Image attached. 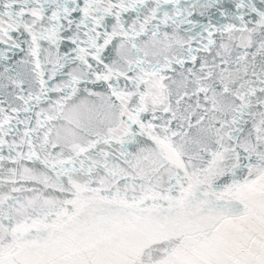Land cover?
I'll return each instance as SVG.
<instances>
[{
  "label": "snow or ice",
  "instance_id": "1",
  "mask_svg": "<svg viewBox=\"0 0 264 264\" xmlns=\"http://www.w3.org/2000/svg\"><path fill=\"white\" fill-rule=\"evenodd\" d=\"M0 264H264V0H0Z\"/></svg>",
  "mask_w": 264,
  "mask_h": 264
}]
</instances>
